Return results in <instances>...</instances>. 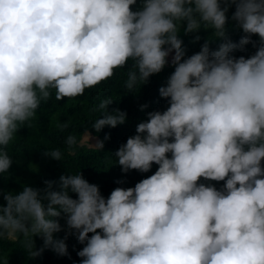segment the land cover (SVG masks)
I'll return each mask as SVG.
<instances>
[{"label":"clouds","instance_id":"9594fccd","mask_svg":"<svg viewBox=\"0 0 264 264\" xmlns=\"http://www.w3.org/2000/svg\"><path fill=\"white\" fill-rule=\"evenodd\" d=\"M136 4L0 0V174L13 163L7 146L53 89L57 101L83 96L132 61L124 87L134 91L174 66L158 89L166 110L147 112L114 153L122 173L156 164L154 173L107 198L80 171L62 174L59 190L52 180L15 194L0 189V239L23 237L31 257L45 249L67 256L70 232L84 245L80 264H264V0H140L133 10ZM229 19L244 34L238 43L226 35ZM181 27L185 34L212 29L223 42L212 50L205 41L186 56ZM247 44L254 54H232ZM112 102L98 105L96 132L125 122L126 112L107 111ZM65 143L72 154L76 137ZM44 155L62 158L59 149Z\"/></svg>","mask_w":264,"mask_h":264},{"label":"trees","instance_id":"16d2710c","mask_svg":"<svg viewBox=\"0 0 264 264\" xmlns=\"http://www.w3.org/2000/svg\"><path fill=\"white\" fill-rule=\"evenodd\" d=\"M133 10L140 7V0L133 5ZM235 6L229 8L227 15L231 17ZM179 36L182 39V46L186 50V56H190L200 50V47L209 42L210 49L215 50L223 42L222 38H216L212 29L201 28L198 32L185 34L183 28L179 29ZM199 40H195V36ZM227 37L234 43H238L242 31L235 26V22L229 19ZM258 36L253 35L252 40L258 41ZM256 49L252 44L244 46V50H236L232 53L235 56L244 55L248 57ZM171 56H169V60ZM132 61H129L125 68L115 70V75L96 87L87 89L85 94L74 99H55V90H52V97L47 103H42L37 110L36 119L31 122V126H22L15 134V138L7 146L6 151L12 158L13 163L9 172L0 174V189L3 192H13L14 194L22 190L25 185L34 188H44V180H52L53 190L58 189L59 177L63 175H75L79 171L90 183L99 186L101 194L107 198L110 192L116 187H131L136 182L154 173L158 165L153 164L147 173H140L130 170L122 173L116 157L117 148L126 142L127 138L135 134L136 125L147 120L146 113L149 111L163 112L168 107L167 100L159 96L158 89L166 83L168 76L174 71L173 65H166L158 74L150 76L147 83L137 85L134 91L125 90L124 83L127 73L131 68ZM111 98L113 102L107 106V111L119 109L126 112V120L116 127L104 126L101 131L96 132L92 128V123L96 118H102L98 105L105 98ZM147 104L143 111L140 105ZM67 124L68 127L61 130L60 125ZM85 132L99 140H104L105 134L110 138L104 140V147L97 150L96 147H88L82 144L81 138ZM74 135L77 145L69 154L65 140L68 135ZM59 149L62 153L61 161L52 159L44 155L45 150ZM170 155V154H169ZM264 164V161H262ZM123 181V183H117ZM209 183V181H201ZM217 188L221 187L223 181L214 182ZM72 198H76L75 193L69 192ZM0 203H4L0 195ZM62 224V218L60 219ZM99 231V230H98ZM56 238H64L62 232L55 233ZM92 234L89 233V236ZM34 247L41 248L43 241L40 237H33ZM68 254L58 256L50 249H45L40 256L31 257L30 252L23 248V237L19 239H0V257L8 258V264H80L82 259L77 252L84 246L79 243L74 235L69 233L66 239Z\"/></svg>","mask_w":264,"mask_h":264},{"label":"rangeland","instance_id":"374dc122","mask_svg":"<svg viewBox=\"0 0 264 264\" xmlns=\"http://www.w3.org/2000/svg\"><path fill=\"white\" fill-rule=\"evenodd\" d=\"M96 140H97V138L96 137H93L92 135H90V137L88 139V132H85L84 135L82 136L80 142L82 144H84L85 146H88V147H96L95 146ZM61 225L62 226L65 225V221H64L63 218H62V224ZM61 232L64 233V234H66V229L62 230ZM54 238H56V234H54Z\"/></svg>","mask_w":264,"mask_h":264}]
</instances>
